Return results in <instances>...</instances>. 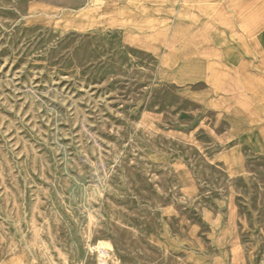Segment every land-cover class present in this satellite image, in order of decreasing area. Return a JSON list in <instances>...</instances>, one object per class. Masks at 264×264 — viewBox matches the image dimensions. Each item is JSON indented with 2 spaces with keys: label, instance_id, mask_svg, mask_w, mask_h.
<instances>
[{
  "label": "rangeland",
  "instance_id": "374dc122",
  "mask_svg": "<svg viewBox=\"0 0 264 264\" xmlns=\"http://www.w3.org/2000/svg\"><path fill=\"white\" fill-rule=\"evenodd\" d=\"M154 1L0 0V264H264L262 73Z\"/></svg>",
  "mask_w": 264,
  "mask_h": 264
},
{
  "label": "crops",
  "instance_id": "0c3cea01",
  "mask_svg": "<svg viewBox=\"0 0 264 264\" xmlns=\"http://www.w3.org/2000/svg\"><path fill=\"white\" fill-rule=\"evenodd\" d=\"M152 4L148 8L153 16L145 19L171 23L172 33L166 47L168 54L163 64L172 65L178 60L173 49L184 32L187 45L193 50L189 54L247 56L248 59L241 60L239 69L254 66V71L262 73L260 76L264 79V0H181L178 3L156 0ZM124 19H133L132 23L137 25L134 17L127 15ZM200 74L198 69H184L179 77L198 78ZM210 79L212 83L216 82L213 74ZM243 79L241 86L256 105V118L264 119L263 88L257 77L245 78L244 82Z\"/></svg>",
  "mask_w": 264,
  "mask_h": 264
},
{
  "label": "built area",
  "instance_id": "2783aa9c",
  "mask_svg": "<svg viewBox=\"0 0 264 264\" xmlns=\"http://www.w3.org/2000/svg\"><path fill=\"white\" fill-rule=\"evenodd\" d=\"M100 253H101V263L105 264V260L108 256L107 252H105L104 250H101Z\"/></svg>",
  "mask_w": 264,
  "mask_h": 264
}]
</instances>
